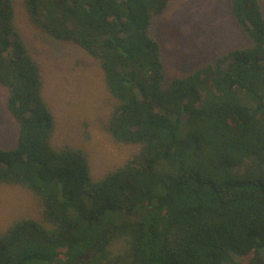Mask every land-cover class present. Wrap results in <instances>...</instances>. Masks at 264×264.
Returning a JSON list of instances; mask_svg holds the SVG:
<instances>
[{
	"label": "trees",
	"instance_id": "16d2710c",
	"mask_svg": "<svg viewBox=\"0 0 264 264\" xmlns=\"http://www.w3.org/2000/svg\"><path fill=\"white\" fill-rule=\"evenodd\" d=\"M16 1L0 0V85L19 126L0 184L31 191L39 216L0 232V264H264L261 1L230 0L248 45L168 79L153 26L171 0H23L36 28L99 61L118 100L107 129L139 146L98 180L87 148L53 145ZM208 149L212 178L186 164Z\"/></svg>",
	"mask_w": 264,
	"mask_h": 264
},
{
	"label": "rangeland",
	"instance_id": "374dc122",
	"mask_svg": "<svg viewBox=\"0 0 264 264\" xmlns=\"http://www.w3.org/2000/svg\"><path fill=\"white\" fill-rule=\"evenodd\" d=\"M260 1L264 10V0ZM16 24L41 68L43 95L56 121L53 145L87 148L94 180L126 163L139 146L117 141L107 129L118 100L106 86L99 61L77 44L36 28L23 0L16 1ZM153 34L161 43L168 79L207 64L216 53L250 43L233 17L230 0H171L156 18ZM7 99L8 90L0 85V146L11 148L19 126L7 110ZM186 131L184 127L183 136ZM208 154L209 149L196 151L186 164L212 178ZM37 210L31 191L0 184V232L22 217H38Z\"/></svg>",
	"mask_w": 264,
	"mask_h": 264
}]
</instances>
